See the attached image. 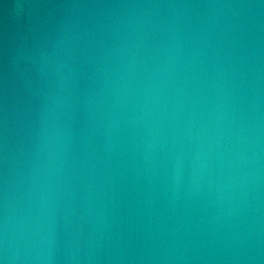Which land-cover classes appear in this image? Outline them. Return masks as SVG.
I'll return each mask as SVG.
<instances>
[{"label":"water","instance_id":"95a60500","mask_svg":"<svg viewBox=\"0 0 264 264\" xmlns=\"http://www.w3.org/2000/svg\"><path fill=\"white\" fill-rule=\"evenodd\" d=\"M0 264H264V0H0Z\"/></svg>","mask_w":264,"mask_h":264}]
</instances>
